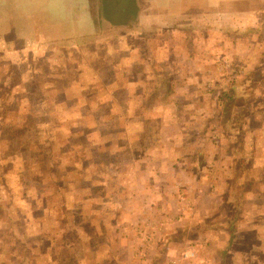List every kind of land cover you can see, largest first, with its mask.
Masks as SVG:
<instances>
[{
	"label": "rangeland",
	"instance_id": "rangeland-1",
	"mask_svg": "<svg viewBox=\"0 0 264 264\" xmlns=\"http://www.w3.org/2000/svg\"><path fill=\"white\" fill-rule=\"evenodd\" d=\"M87 2L99 18L98 30L84 33L74 44L73 37L62 39L57 35L63 31L55 29H8L5 0H0V264H207L206 257L218 250L221 264H264V187L260 183L264 176L257 179L264 172V130L255 126L264 118V107L244 108L243 104L254 105L255 100L258 105L260 97L254 93L235 96L250 92L251 84L245 80L233 84V94L230 88L223 89L235 76H216L222 67L242 63L225 58L220 63L207 62L203 69L207 74L203 88L214 90L211 99L222 98L226 108L219 118L228 119L225 128L233 140L223 145V131L220 134L216 126L213 137L190 144L201 154L193 164L197 174L183 197L146 206L143 217L134 219L140 198L132 191L134 165L127 154L134 147L119 153L110 150L109 144L126 134L118 130L117 115L107 112L119 110L117 94L123 101L122 89L134 84L128 76L138 74L129 70L128 75L117 62L113 38L119 31L128 34L126 28L107 29L100 19L133 18L137 0ZM191 3L199 9L189 13L193 22L206 21L211 26L218 20H232L238 37L259 30L255 23L264 22V0ZM117 8L122 9L121 15H113ZM158 25L162 29L167 22L160 20ZM129 39L146 50L156 49L150 38L129 35ZM166 53L169 57L168 49ZM82 85H87V95L85 107L79 110L73 99ZM99 93L105 101L90 110ZM227 94L234 96L228 99ZM209 98L206 102L211 105ZM232 100L239 106L230 108ZM46 104L52 110L49 114L44 113ZM208 116L207 123L215 118ZM91 120L97 122L94 128ZM98 129L108 133L102 144H97L101 141ZM148 130L147 126L143 138ZM69 133L72 140L64 142ZM134 151L142 152L140 147ZM233 152L238 154L236 159ZM186 178L183 183L188 182ZM140 241L138 248L149 243L153 248L135 253L134 244ZM188 247L200 256L197 261H172Z\"/></svg>",
	"mask_w": 264,
	"mask_h": 264
},
{
	"label": "crops",
	"instance_id": "crops-1",
	"mask_svg": "<svg viewBox=\"0 0 264 264\" xmlns=\"http://www.w3.org/2000/svg\"><path fill=\"white\" fill-rule=\"evenodd\" d=\"M96 3L98 4V0ZM136 4L137 8L134 10L136 14L131 19L124 20L123 17L116 21L104 17L100 19L107 29L126 28L128 34L124 36L119 31L113 38L117 46V62L128 72V75L131 73L129 70L138 74L128 76L129 80L134 78V84L122 89L126 93L123 101H120L117 94L115 103L117 100L119 110L109 109L107 112V114L117 115L118 130L126 134L124 135L126 137L117 136L109 144L111 145L110 150L119 153L125 148L134 147L131 152H127L134 165L133 184L136 187H133L132 191L140 198L136 203L140 204L137 208L138 214L135 213L134 219L143 217L146 206L178 200V196L187 189L190 179L194 180L193 175L197 172L194 171L193 164L201 152L200 150H198L200 153L194 151L190 144L199 142L198 140L203 137L206 139H208L207 136L213 137L216 134L213 130L216 126L220 134L223 131V145L233 140V138L230 140V135L225 128L228 119L219 118V114L224 115L226 108L221 102L222 98L211 99V94L215 93L214 90L206 92L203 88L207 77L203 71L205 63H220L225 58L240 61L244 67L243 78L251 86H249L250 92L244 90L236 93L235 96L246 98L250 93H254L255 97H260L258 105L255 100L254 105L243 104L244 108L256 110L264 107V22L255 23V28L260 26L259 30L252 33L242 32L241 37H238L239 33L232 20L229 22L218 20L211 26L206 21L202 24L193 22V17L189 16V13L198 12L199 9L191 5V0H140V3L137 0ZM4 12L9 23L8 29H55L63 31L57 35L62 39L73 37L75 40L84 33L93 34L95 30H98L96 19L99 18L93 15L94 12L87 0H5ZM117 13L121 15L122 9L117 8L113 15ZM31 14L34 19L30 17ZM235 15L236 12L232 19ZM160 20L167 22L162 29L158 25ZM65 32H67L66 35H63ZM68 32H70L69 36ZM129 35H137L143 39L150 38L149 43L155 42L156 49L146 50L136 40L129 39ZM108 38L111 37L106 39ZM73 43L78 42L76 40ZM167 49L170 52L169 57L166 53ZM141 52L144 53L137 56ZM136 63L138 67L135 66ZM216 76L221 77V71L218 70ZM118 86L119 82L117 88ZM82 87L78 93H74L73 99L76 109L79 110L85 107L84 101L87 95V85H82ZM98 95V99H94L95 103L88 106L90 110H94L98 102L105 101L103 94ZM208 97L212 101L211 105L206 102ZM59 103L62 102H56L55 105ZM47 106L48 104H46L44 113L49 114L52 110ZM229 106L231 108L239 105L234 104L232 100ZM208 111L209 114H207ZM79 113L83 114L82 111ZM92 114L97 121L98 118L94 112ZM206 115L215 118L213 121L208 119L210 122L207 123ZM83 116L86 119V116ZM100 118L104 119L103 116ZM96 121L91 120L90 127L94 128ZM147 126L149 127L148 134L143 138ZM255 126L264 130V118L260 117L259 123ZM98 130L101 141H97V144H102L108 140L106 137L108 133L103 132L105 129ZM255 130L253 128L250 135ZM67 135H69V140L66 141L69 142L72 140V134ZM243 139L245 143L248 141L247 138ZM137 147L141 148V153L134 151ZM232 155H235V159L238 156L234 152ZM182 158L185 163L181 161ZM185 177L188 182L183 183L182 179ZM123 180L127 188L130 187L129 182L125 178ZM251 180L255 179L251 178ZM211 183L218 188L215 183ZM260 183L264 187V180ZM161 236H166V234L163 233ZM140 244L141 241L139 244H134V247L137 246V248L133 247L134 250L136 249L135 253L139 251L140 254V251L153 248L149 243L148 247L140 249L138 248ZM194 251V261H197L200 256L198 257L195 249ZM220 253L218 250L216 255L206 257V260H209L207 264H221ZM195 264H200V261Z\"/></svg>",
	"mask_w": 264,
	"mask_h": 264
},
{
	"label": "trees",
	"instance_id": "trees-1",
	"mask_svg": "<svg viewBox=\"0 0 264 264\" xmlns=\"http://www.w3.org/2000/svg\"><path fill=\"white\" fill-rule=\"evenodd\" d=\"M230 68V69H229ZM221 71V76L222 77H226L228 79V77L230 76L231 78L233 77V75L235 76L234 79H228V85L226 87V89H223L224 91L227 92V90L230 88V90L232 91V93L234 94V89H233V84H240L238 82H240L241 80L243 81L244 78H243V75H244V67L243 65L242 66H231V67H222V69L220 70ZM228 95V99L233 97L231 96L230 94H227ZM230 96V97H229ZM69 137V135H68ZM66 138V140H69V138ZM64 142H68V141H64ZM70 142V141H69ZM64 153V151H62ZM261 174V177L260 178H257L259 179V181L262 179V177L264 176V172H260ZM254 182V181H252Z\"/></svg>",
	"mask_w": 264,
	"mask_h": 264
},
{
	"label": "built area",
	"instance_id": "built-area-1",
	"mask_svg": "<svg viewBox=\"0 0 264 264\" xmlns=\"http://www.w3.org/2000/svg\"><path fill=\"white\" fill-rule=\"evenodd\" d=\"M194 257H195L194 249L193 248H187V250H182L176 258L172 259V261L176 262L177 259L183 260L184 258L194 260Z\"/></svg>",
	"mask_w": 264,
	"mask_h": 264
}]
</instances>
